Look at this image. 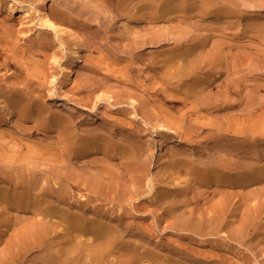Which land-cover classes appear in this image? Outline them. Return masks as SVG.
<instances>
[{
	"label": "rangeland",
	"instance_id": "374dc122",
	"mask_svg": "<svg viewBox=\"0 0 264 264\" xmlns=\"http://www.w3.org/2000/svg\"><path fill=\"white\" fill-rule=\"evenodd\" d=\"M0 1L4 6L0 12L2 164L14 171L18 184L22 172H50L60 161L66 173L93 178L100 186L83 184L77 189L85 205L83 223L92 234H77L74 226L57 215L48 217V239L30 249L21 247L16 264H39L38 260L40 264H76L79 255L81 264H264V0H15L32 8L27 14L7 12L8 0ZM42 8L83 36L80 46L85 54L68 90L62 87L59 74L64 59L71 55V39L43 24L38 12ZM197 24L205 28L195 31ZM164 36L169 38L165 41ZM157 37L164 42H157ZM177 42H183L182 46ZM182 48L188 59L170 57ZM196 53H207L208 60L201 68L190 70L188 64ZM12 86L24 94L21 103L9 101ZM64 102L78 112H72L75 115L68 125L57 128L46 115L64 113ZM27 104L33 105L30 111L23 109ZM36 104L46 105L47 114L39 115ZM64 132L72 138L68 148L59 142ZM134 134L137 140H130L134 157L129 158L115 144ZM87 141L92 153L68 155L74 146L87 145ZM236 146L241 149L235 150ZM91 170H95V178ZM46 174L50 181L55 179L56 175ZM176 177L184 179L185 188L176 184ZM13 185L5 190L16 193L1 204L6 226L0 241L2 257L13 250V241L27 223L45 219L28 209L37 207L38 200ZM118 187L128 190L130 198L120 200ZM101 188L108 191L103 193ZM156 193L160 201L152 200ZM105 218L114 226L122 224L124 228L116 226L119 237L134 244L118 252L110 247L111 258L107 255L106 259L97 258L104 243L100 228L108 221ZM184 222H188L186 226ZM72 235L79 237L78 243ZM124 255L127 263L117 259Z\"/></svg>",
	"mask_w": 264,
	"mask_h": 264
},
{
	"label": "bare ground",
	"instance_id": "6f19581e",
	"mask_svg": "<svg viewBox=\"0 0 264 264\" xmlns=\"http://www.w3.org/2000/svg\"><path fill=\"white\" fill-rule=\"evenodd\" d=\"M174 1V0H173ZM179 1V0H178ZM169 3H171V4H174V3H172V2H170L169 1ZM169 3H167V4H169ZM179 4V3H178ZM185 4V3H184ZM186 5V4H185ZM29 5H25V4H22V3H17V2H15V0H8V6L6 7V10H7V12H10V13H12V14H14V13H16V12H20V11H24L26 14H27V12H30V10L32 9V8H30V7H28ZM176 6V5H175ZM181 6V5H180ZM191 7V6H190ZM189 7V8H190ZM179 8V7H178ZM183 8V7H182ZM187 8V7H186ZM188 9V8H187ZM4 10V6H3V4L1 3V1H0V12L1 11H3ZM159 11V10H158ZM157 11V12H158ZM38 12H39V14H40V18H41V20L43 21V24H45L47 27H49L50 29H52V30H54L56 33H58V34H66V35H68L69 37H70V39H71V55H69V56H66V58L64 59V61H63V63H62V65H61V73L59 74V79L61 80V84H62V87L64 88V89H67L68 90V88H70L71 86H72V84H73V82H74V80H75V74H76V70H77V68L79 67V65H80V62L82 61V59H83V57H84V54H85V52H84V50H83V48L80 46V43L83 41V36H82V34H79L72 26H70V25H67L66 23H64V22H62V21H60L55 15H53L52 13H50V11L47 9V8H42V9H39L38 10ZM164 12V11H163ZM163 12H162V14H163ZM144 13V12H143ZM148 14V13H147ZM161 14V13H160ZM189 14V13H188ZM157 15H158V13H157ZM164 15V14H163ZM162 15V16H163ZM190 15H192V13L190 14ZM143 16H145V15H143ZM149 16V15H148ZM158 16H160V15H158ZM135 17V16H134ZM183 17V16H182ZM187 17V16H186ZM133 18V17H132ZM135 18H138V17H135ZM134 18V20H136ZM142 18V17H141ZM144 18V17H143ZM149 18V17H148ZM155 18V17H154ZM157 18V17H156ZM163 18V17H162ZM160 19H161V17H160ZM159 20V19H158ZM163 20V19H162ZM150 21V20H149ZM148 21V22H149ZM154 21H155V23H156V21L157 20H155L154 19ZM151 23V22H150ZM159 23V22H158ZM158 23H157V25H158ZM154 24V23H153ZM202 25V24H201ZM264 25V24H263ZM195 26V25H194ZM196 26H200V24L198 25H196ZM196 26H195V28H196ZM203 26V28H205L204 26L205 25H202ZM201 26V27H202ZM193 27V26H192ZM201 27H199V29H197V30H195V31H198V30H200V28ZM207 27V26H206ZM209 27V26H208ZM207 27V28H208ZM212 27H213V25H212ZM215 27V26H214ZM194 27H193V29H195ZM202 28V29H203ZM209 29H210V27H209ZM217 29V28H216ZM211 30V29H210ZM215 30V29H214ZM157 31V30H156ZM195 33H197V32H195ZM158 34V33H157ZM154 34H152V36H153ZM194 35H196V34H194ZM198 35V34H197ZM158 37H159V35H158ZM158 37H157V42H159V41H161V40H163V39H165V36H164V38L162 39V38H159L158 39ZM161 37H163V36H161ZM169 37H170V35H169ZM168 37V38H169ZM171 37H173V36H171ZM170 37V38H171ZM192 37V36H191ZM197 37V36H196ZM195 37V38H196ZM167 37H166V39H168ZM148 39V38H147ZM152 39V38H151ZM154 39V38H153ZM166 39H165V41H166ZM176 39H178V38H176ZM147 41V44H148V40H146ZM156 40H150V43H152V42H155ZM169 41H172L171 39L169 40ZM168 41V42H169ZM178 41H180V40H178ZM157 42H155V43H157ZM163 42H164V40H163ZM173 42H175V39H174V41ZM154 43V44H155ZM161 43V42H160ZM160 43H158V44H160ZM176 43V42H175ZM177 43H179V42H177ZM183 43V42H182ZM182 43L180 42L179 43V47H181L182 46ZM144 44H146V43H144ZM151 45V44H150ZM164 46V44H161V45H159V46ZM166 45V44H165ZM177 45V44H176ZM143 46H145V45H143ZM148 46H149V44H148ZM141 47H142V45H141ZM179 47H177V48H179ZM185 48V47H184ZM198 48V47H197ZM186 49V48H185ZM194 49V48H193ZM199 49H200V47H199ZM195 50H196V48H195ZM179 51V50H178ZM178 51H173L172 53H171V56L170 57H173V59L174 58H180V59H182V58H187L186 56L188 55L187 54V52L186 51H184L183 50V48L182 49H180V51L178 52ZM187 51H189V50H187ZM199 50H197V52H198ZM202 51H205L204 49H202ZM201 51V52H202ZM191 53V52H190ZM209 53H213V52H209ZM208 53V54H209ZM218 53V52H217ZM169 55H170V53H168ZM197 54V56H194V58H193V60L191 61L190 59L191 58H189V60H190V63L188 64L189 66H188V68L190 69V70H192V69H195V68H197V67H199L200 66V68H201V66H203L204 64L203 63H205V61H207L208 59V55H207V53H205V55H198V53H196ZM203 54H204V52H203ZM207 55V56H206ZM219 55V53L217 54V56ZM191 56V55H190ZM190 56H188V57H190ZM211 56H213V55H211ZM215 56V55H214ZM219 57V56H218ZM214 58V57H213ZM212 58V59H213ZM188 59V58H187ZM209 59H210V57H209ZM218 59V58H217ZM179 60V59H178ZM188 60V61H189ZM181 61V60H180ZM210 62H211V60H209ZM213 61V60H212ZM216 61V60H215ZM214 61V62H215ZM186 62V61H185ZM8 63H10L9 61H8ZM184 63V62H183ZM188 63V62H187ZM209 63V62H208ZM216 64V63H215ZM187 66V65H186ZM207 66H208V64H207ZM215 67L216 66H218V64H216V65H214ZM211 67H213L212 66V63H211ZM181 68V67H180ZM214 68V67H213ZM185 69V68H184ZM211 69V68H210ZM197 71V70H196ZM195 70L193 71V72H196ZM27 72V71H26ZM192 73V72H191ZM3 79V78H2ZM59 80V81H60ZM0 88H1V86H0ZM9 88V87H8ZM16 88H14L13 86H12V88L10 89V93L11 94H9V101L11 100V101H13V102H15V104H18V103H21V101L23 100V98H24V94H23V96H21V94H20V92L19 91H16L15 90ZM21 90V89H20ZM5 91H6V89H5ZM8 91H9V89H8ZM158 91V90H157ZM1 93H3V91H0V94ZM21 93H22V91H21ZM197 93H199V92H197ZM200 94V93H199ZM201 95V94H200ZM4 96V95H3ZM134 101H136L135 99H134ZM133 101V102H134ZM6 103H7V101H6ZM38 103H40V102H38ZM13 104V103H12ZM11 104V105H12ZM34 104V103H33ZM59 104H60V102H59ZM61 104H63L64 105V109H66V110H64L65 112L64 113H54V112H48L47 111V106L46 105H43V104H36L37 105V107H35L36 109V112L38 113L39 112V115H46L47 114V112H48V114L46 115V120L47 119H49V121H51V123H49L50 125L51 124H54L55 125V127H57L56 125H58V126H66V125H68V123L69 122H71L70 120H71V117L72 116H74V115H72V112L73 113H75V110H77L76 109V107L75 106H73V105H70L69 103H61ZM6 105V104H5ZM6 106H9L8 104L6 105ZM17 106V105H16ZM28 106V107H27ZM27 106H24V110H27V111H30V109L33 107V105L31 106V105H28L27 104ZM35 106V105H34ZM61 106V105H60ZM15 108V107H14ZM114 108H116L115 106H114ZM8 109V108H7ZM6 109V110H7ZM14 110V109H13ZM68 110H69V112H68ZM11 111V110H10ZM9 111V112H10ZM71 111V112H70ZM7 113H8V110L6 111ZM16 112V111H15ZM32 112V111H31ZM78 112V110L76 111V113ZM12 113V112H11ZM14 113V112H13ZM12 113V114H13ZM21 113H22V111H21ZM33 113V112H32ZM10 114V113H9ZM8 114V115H9ZM25 114V113H24ZM27 114V113H26ZM31 114V113H30ZM28 115L29 117H31V115ZM11 115V114H10ZM32 115H34V114H32ZM78 115V114H77ZM45 117V116H44ZM76 117V116H75ZM75 117H74V119H75ZM0 118H1V114H0ZM38 120V119H37ZM41 120V119H40ZM76 120V119H75ZM93 120V119H92ZM94 120H95V118H94ZM93 120V122H95ZM44 121V120H43ZM74 121V120H73ZM80 121V120H79ZM98 121V120H97ZM40 123H38V125L40 124L41 125V123H42V120L41 121H39ZM76 122V121H75ZM86 122H91V121H86ZM86 122H85V124H86ZM108 122V121H107ZM97 123V122H96ZM73 124V123H72ZM75 124V123H74ZM80 124V123H79ZM79 124H77V125H79ZM84 123L83 124H81V125H85ZM93 124V123H92ZM106 124V123H105ZM89 125H91V124H89ZM99 125V124H98ZM35 126V125H34ZM97 126V125H96ZM3 127V126H2ZM1 127V121H0V130L3 132V128ZM52 127H53V125H52ZM54 127V128H55ZM91 127H93V126H91ZM103 127V126H102ZM124 127V126H123ZM122 127V128H123ZM38 128H40V126L38 127ZM45 128V127H44ZM57 128H59V127H57ZM78 128V127H77ZM77 128H75V129H77ZM88 128V127H87ZM96 128V127H95ZM98 128V127H97ZM100 128V127H99ZM118 128V127H117ZM41 129V128H40ZM46 129V128H45ZM45 129H44V131H45ZM50 129V128H49ZM53 129V128H52ZM65 129V128H64ZM72 129V128H71ZM119 129V128H118ZM128 129V128H127ZM126 129V130H127ZM56 130V129H55ZM90 130H92V128L90 129ZM125 130V129H124ZM49 131V130H48ZM51 131V130H50ZM93 131V130H92ZM123 131V130H122ZM47 132V131H46ZM54 132V131H53ZM71 132V131H70ZM124 132V131H123ZM55 133H56V131H55ZM67 133V132H66ZM58 134V133H57ZM62 134V133H61ZM64 134H65V132H64ZM71 134H73V132L71 133ZM74 134H76V132L74 133ZM130 134H133L132 132H130ZM129 134V135H130ZM4 135V134H3ZM60 135V134H59ZM125 136L127 135V134H124ZM128 135V136H129ZM1 136H2V134H1ZM5 136V135H4ZM71 136V135H70ZM105 136V135H104ZM75 137V136H74ZM77 137V136H76ZM94 137V136H93ZM98 137V136H97ZM70 137H69V134H65V135H62V137L60 138V140H59V142L61 141V144L62 145H65L64 147H66V148H68V142H71L70 140L72 139H69ZM103 138V137H102ZM128 138V137H127ZM123 139V142L121 143H116L115 145V148H119L120 150H121V152L122 153H124L126 156H128L129 158H133L134 156H133V154H134V152H132V150H131V148H132V146H131V143H130V140L133 142L134 140H137V139H135V134H134V136L133 137H129L130 139L128 140V139ZM3 139V138H2ZM78 139V138H77ZM76 139V140H77ZM94 139V138H93ZM107 140V139H106ZM76 142V141H75ZM78 142V141H77ZM88 142V141H87ZM91 142H93L94 143V141H91ZM136 142H138L139 143V141H136ZM2 143V142H1ZM0 143V144H1ZM72 143V142H71ZM70 143V144H71ZM89 143L90 142H88V144L86 145H81L80 146V144H79V146L78 145H76V146H74L73 147V150H71L70 151V153L68 154L67 152V154L68 155H70V157H73L74 155L73 154H77V153H81V152H87V153H92L93 152V149H91V148H89L88 147V145H89ZM4 144V143H3ZM60 144V145H61ZM69 144V145H70ZM75 144V143H74ZM74 144H72V145H74ZM91 144V143H90ZM3 146V145H2ZM106 146V145H105ZM4 147V146H3ZM95 147V146H94ZM93 147V148H94ZM103 147V146H102ZM136 147V146H135ZM65 148V149H66ZM101 148V147H100ZM244 148V147H243ZM243 148H242V150H243ZM0 149H2V148H0ZM105 149V148H104ZM235 150H239V149H241V147L240 148H238L237 146H236V148H234ZM247 149V148H246ZM249 149V148H248ZM108 150H110V149H108ZM112 150H115L114 148L112 149ZM134 150V149H133ZM64 151V150H63ZM69 151V150H68ZM107 152V151H106ZM118 153H119V151H117ZM136 152V151H135ZM243 152V151H242ZM103 153H105V152H103ZM110 153V152H109ZM113 153H116V152H112V154ZM61 155V154H60ZM73 155V156H72ZM86 155V154H85ZM95 155V154H94ZM97 155V154H96ZM95 155V156H96ZM104 155V154H103ZM108 155V154H107ZM1 156V155H0ZM83 156V155H82ZM81 156V157H82ZM91 156V155H90ZM90 156H88V157H90ZM117 156V155H116ZM133 156V157H132ZM56 157V156H55ZM65 157H66V155H65ZM70 157H68V158H70ZM80 157V156H79ZM80 157V158H81ZM86 157V156H85ZM87 157V158H88ZM91 157H93V156H91ZM60 158V157H59ZM97 158H99V157H97ZM97 158H94L95 159V162H96V159ZM139 158V157H138ZM47 159V158H46ZM90 159V161H91V158H89ZM93 159V160H94ZM120 159H122V158H120ZM58 160V159H57ZM63 160V159H62ZM70 160V159H69ZM85 160H88V159H85ZM123 160V159H122ZM127 160V159H126ZM125 160V161H126ZM130 160V159H129ZM137 160V159H136ZM135 159H134V162L136 161ZM2 159H1V157H0V241H1V239H2V236H3V233H4V230H6L5 229V225H4V223L2 222V220H3V218H2V214H3V212H2V209H1V204H2V202H4L6 199L7 200H10V197H11V195H13V194H15L16 192L13 190V192L12 191H10V193H7V191L8 190H5L6 188L7 189H9L10 188V186H12L13 185V183H15V178L17 177V176H14V171L11 169V170H8L7 169V167L9 166V165H4V164H2ZM23 161V160H22ZM22 161H21V163H22ZM89 161V160H88ZM99 161V160H98ZM97 161V162H98ZM124 161V160H123ZM141 161V160H140ZM140 161H138L139 162V164H143L142 162L140 163ZM13 162V161H12ZM52 162H54V161H52ZM55 162H57L56 160H55ZM93 162V161H92ZM91 162V163H92ZM100 162V161H99ZM129 162V161H128ZM24 163V162H23ZM57 163H59V164H57ZM57 163H55V164H57L58 165V167H56L57 169H49V171L50 172H45V173H42V172H39V173H36V172H29V173H25V172H22L21 173V183L20 184H18V183H15V184H17V185H19V186H14L13 188H15V190L16 189H19L20 190V192L21 193H23L24 195H26V196H29V197H31V196H33L34 198H36V200H38V202H39V204L37 205V207H28V209H32L34 212H35V216H40V215H43V217L42 218H40V219H44V220H40V221H37V222H29V223H27L25 226H24V228L23 229H21V232H20V234L18 233V237L13 241V247H12V251H8V252H6L5 254H4V256L2 257V255H0V264H16V260H15V258H16V256H18V259H20L19 258V256L21 257V255H19L18 254V251L21 249V247H29V249H30V247H33V246H35V245H39V243H41L42 242V240L46 237V235L48 234V231L50 230V228H49V223H48V221H45L46 220V218H50V217H53V216H58V217H60L61 218V220H63L65 223H67V225L69 224V225H71V226H74V227H72V229H73V231H76L77 232V234L78 233H81V235H86L87 233H85L86 231H87V229L86 228H88V226L87 225H85L84 223H83V220H85V218H84V215H83V210H81L85 205L83 204L84 202V200H82V199H80L81 197L80 196H78V191H77V189L79 188L80 189V186L81 185H83V184H85V185H92V186H95L96 188H99L98 186H97V183L95 184L92 180H94L93 178H91V179H89V178H84V175L83 176H81L80 174L78 175L77 174V172H76V174L75 173H66L65 171L66 170H63L60 166H62L61 164L62 163H60V161H58ZM52 164V163H51ZM54 164V163H53ZM126 164V163H125ZM132 164V163H131ZM25 165V164H24ZM91 165H93V163L91 164ZM137 165V164H136ZM222 165V164H221ZM97 166V165H96ZM95 166V167H96ZM94 167V168H95ZM9 168H11V166L9 167ZM35 168V167H34ZM49 168V167H48ZM51 168V167H50ZM54 168V167H53ZM107 168V167H106ZM109 168V167H108ZM124 168H126V167H124ZM133 168V167H132ZM136 169V168H135ZM134 169V170H135ZM141 169V167H139V170ZM96 170V169H95ZM95 170H93V171H95ZM105 170V169H104ZM104 170H102L104 173H105V171ZM132 169L129 167V171H131ZM139 170H136V171H139ZM69 171V170H68ZM67 171V172H68ZM80 171H82V170H79L78 172H80ZM93 171L91 170V172H90V174L92 175L93 174ZM100 172L101 174L103 173V172ZM108 171H110L109 169H108ZM141 171V170H140ZM72 172V171H71ZM84 172V171H83ZM110 172H112V171H110ZM109 172V173H110ZM46 173H48V174H53V175H56L55 176V179H52V181H50V176L48 177V175L46 174ZM84 173H86L87 174V172H84ZM96 173H97V171H96ZM99 173V172H98ZM97 173V174H98ZM106 173H107V171H106ZM114 173V172H113ZM83 174V173H82ZM85 174V175H86ZM101 174H100V177H102V176H105V179H106V174H102V176H101ZM108 174V173H107ZM132 174V173H131ZM137 174V173H136ZM88 175V174H87ZM91 175H88V177L89 176H91ZM133 175V174H132ZM92 176H94V178H95V175L93 174ZM91 176V177H92ZM110 176H112V173H110ZM109 175H108V177H110ZM99 177V178H100ZM107 177V178H108ZM113 177V176H112ZM111 177V178H112ZM97 178V177H96ZM98 178V179H99ZM102 178H104V177H102ZM132 178V177H131ZM97 179V180H98ZM101 179V178H100ZM109 179V178H108ZM107 179V180H108ZM113 179V178H112ZM139 179V178H138ZM19 180V179H18ZM96 180V181H97ZM102 180H104V179H102ZM186 180V179H185ZM112 181V180H111ZM110 181V182H111ZM135 181V180H134ZM137 181V180H136ZM175 181H176V184L177 185H179V186H182L183 188H185V186H186V184H185V181H184V179H181L180 177H176L175 178ZM17 182V181H16ZM19 182V181H18ZM110 182H109V184H110ZM114 183V182H113ZM115 183H119V181L117 180V182H115ZM142 183V182H141ZM102 184H103V182H102ZM106 184H108V182L106 183ZM105 185V184H104ZM115 185V184H114ZM123 185V184H122ZM139 185H140V183H139ZM103 186V185H102ZM111 186H112V184H111ZM9 187V188H8ZM82 187V186H81ZM107 187L108 188H110V186H108L107 185ZM114 188H115V186H113ZM112 187V188H113ZM83 188V187H82ZM104 188V187H103ZM107 188V189H108ZM112 188H111V190H112ZM118 188H120V187H118ZM118 188H116L117 189V191H118ZM122 188V187H121ZM120 188V189H121ZM126 188V187H125ZM86 189V188H85ZM100 189V188H99ZM106 189V192L108 191ZM123 189V188H122ZM110 190V189H109ZM94 191H97V190H94ZM101 191H102V188H101ZM116 191V195H117V197L120 199V200H122L123 198H125L126 199V197H128V193H129V191L128 190H124L123 189V191L121 192V193H119V191L117 192ZM121 191V190H120ZM91 192V191H90ZM99 192V191H98ZM103 192V191H102ZM106 192H103V193H106ZM114 192V191H113ZM113 192H109V194H111V193H113ZM103 193H101V196L103 195ZM98 194V193H97ZM115 194V193H114ZM171 194V193H170ZM90 195V194H89ZM88 195V196H89ZM172 195H173V193H172ZM175 195V194H174ZM84 196H86V195H84ZM92 196V195H91ZM99 196V195H98ZM97 196V197H98ZM95 197V196H94ZM159 194H155V195H152V200H158L159 199ZM83 198V197H82ZM93 198V197H92ZM114 198V197H113ZM116 198V197H115ZM128 198H130V197H128ZM128 198H127V200H128ZM163 198V197H162ZM88 199V198H87ZM90 199V198H89ZM95 199V198H94ZM99 199V198H98ZM101 199H103L102 197H101ZM91 200V199H90ZM97 200V199H96ZM100 200V199H99ZM106 200V199H105ZM124 200V199H123ZM171 200V199H170ZM169 200V201H170ZM86 201V200H85ZM159 201H160V199H159ZM161 201H164V200H161ZM87 202V201H86ZM170 204H171V202H170ZM176 204V203H175ZM87 205V204H86ZM178 205V204H177ZM3 206V205H2ZM91 206V205H90ZM90 206H88L89 208H90ZM173 206V205H172ZM101 207V206H100ZM99 207V208H100ZM180 207V206H179ZM94 207H92V209H93ZM98 208V209H99ZM177 208V207H176ZM87 209V208H86ZM91 209V208H90ZM84 210H85V208H84ZM88 210V209H87ZM102 210H105V209H102ZM86 211V210H85ZM84 211V212H85ZM91 211V210H90ZM110 211V210H109ZM109 211H106V212H109ZM171 211V210H170ZM177 211H179V210H177ZM93 212H94V210H93ZM103 212V211H102ZM114 212V211H113ZM174 212V211H173ZM176 212V211H175ZM88 213V212H87ZM99 213L100 214H102L101 213V211H99ZM99 213H97L96 215L97 216H99L100 214ZM104 213V212H103ZM171 213H172V211H171ZM178 213V212H177ZM99 214V215H98ZM106 214V213H105ZM111 214H112V212H111ZM103 215V214H102ZM114 215H116V213L114 214ZM219 215V214H218ZM34 216V217H35ZM87 216V215H86ZM96 216V217H97ZM107 216H109L110 217V215H107ZM112 216V215H111ZM248 216V215H247ZM101 217V216H100ZM99 217V218H100ZM216 217V216H215ZM36 218V217H35ZM39 218V217H38ZM55 218V217H54ZM59 218V219H60ZM102 218V217H101ZM111 218V217H110ZM114 218L115 217H113V221H114ZM118 218V217H117ZM245 218V217H244ZM105 219H107V218H105ZM109 219V218H108ZM107 219V220H108ZM37 220V219H36ZM102 220V219H101ZM111 220H112V218H111ZM118 220V219H117ZM121 220V219H120ZM123 220V219H122ZM122 220L120 221V222H122ZM183 220V219H182ZM191 220V219H190ZM204 220V219H203ZM202 220V221H203ZM63 221H61V222H63ZM185 221H187V220H185ZM220 221V220H219ZM247 221V220H246ZM100 222V221H99ZM108 222H111L110 220H108V221H104V224L101 226V228H100V232H102V233H100V236L102 237V235H104L103 237L104 238H101V242L103 243L102 244V246H100V249L99 248H97L96 250H98V254L97 255H99V257H97V258H105L107 255L108 256H110L112 253V251H110V247H115L114 249H119V251L120 250H124L125 248V250H127V248H131V245H134V244H132L131 243V245H129L130 243H126V242H124L122 239H121V237H119L120 236V234H119V231L117 230V227L116 226H120V225H122V224H120L119 222H118V224H120V225H116V226H114V225H112V224H110V223H108ZM180 222V221H179ZM204 222V221H203ZM203 222H199V223H201V226H202V223ZM205 222H208V221H206V219H205ZM250 222V221H249ZM101 223V222H100ZM124 223V222H123ZM187 223L188 222H184V223H182L183 225H187ZM211 223H213V222H211ZM215 223V222H214ZM220 223H221V221H220ZM99 224V223H98ZM180 224V223H179ZM204 224V223H203ZM53 225V224H52ZM181 225V224H180ZM183 225H181V226H183ZM196 225V224H195ZM199 225V224H198ZM207 224H205V226H206ZM209 225V224H208ZM98 226V225H97ZM124 226V225H123ZM130 226V225H129ZM177 226V225H176ZM189 226V225H188ZM194 226V225H193ZM213 226V225H212ZM220 226H221V224H220ZM220 226H219V228H220ZM8 227V226H7ZM120 227H122V226H120ZM190 227H191V224H190ZM202 227H204V225L202 226ZM122 228H124V227H122ZM126 228V227H125ZM129 228V227H128ZM136 228H138V227H136ZM185 228V227H184ZM196 228V227H195ZM200 228V226L198 227V229ZM207 228H208V226H207ZM131 229V228H130ZM134 229V228H133ZM132 229V230H133ZM139 229V228H138ZM141 229V228H140ZM180 229V228H179ZM197 229V228H196ZM197 229V230H198ZM202 229H204V228H202ZM210 229V228H209ZM218 229V228H217ZM94 230H97V228L96 229H94ZM124 230V229H123ZM181 230V229H180ZM20 231V230H19ZM128 231V230H127ZM199 231V230H198ZM87 232H89V231H87ZM93 232V231H92ZM95 232V231H94ZM122 232V231H121ZM130 232H132V231H130ZM133 232H134V230H133ZM144 232V231H143ZM90 233V232H89ZM123 233V232H122ZM127 233V232H126ZM135 233V232H134ZM50 234V233H49ZM48 234V235H49ZM61 234V233H60ZM90 234H92V233H90ZM96 234V233H95ZM102 234V235H101ZM74 235H75V233H74ZM80 235V234H79ZM99 235V234H98ZM123 235V234H122ZM138 235H143V233L142 234H140V232H139V234ZM145 235V234H144ZM144 235H143V237H144ZM55 236V235H54ZM63 236V235H62ZM94 236V238H95V236L96 235H93ZM124 236V235H123ZM48 237H51V236H48ZM57 237V236H56ZM64 237V236H63ZM142 237V236H141ZM47 238V237H46ZM52 239H54L53 237H51ZM60 238V237H59ZM65 238H70L71 239V237L70 236H66L65 235ZM65 238H63V239H65ZM72 238H74V240L76 239V243H78L79 242V237L76 235L75 237L72 235ZM124 239H125V236L123 237ZM48 239V238H47ZM46 239V240H47ZM50 239V238H49ZM54 240H56L57 241V239H54ZM60 240V239H59ZM67 240H69V239H67ZM66 240V241H67ZM96 240H98V239H96ZM44 241V240H43ZM60 242H62V240L60 241ZM59 242V243H60ZM64 242V241H63ZM63 242H62V244H63ZM68 242V241H67ZM73 242V241H72ZM43 243V242H42ZM46 243V242H45ZM48 243V242H47ZM46 243V244H47ZM49 243H50V241H49ZM94 243V242H93ZM1 244V243H0ZM52 244V243H51ZM80 244V243H79ZM87 244V243H86ZM90 243H88V245H89ZM10 245V244H9ZM12 245V244H11ZM69 246H70V244H68ZM72 245V244H71ZM87 245V246H88ZM96 245V244H95ZM94 245V246H95ZM138 245V244H137ZM41 247H42V245H40ZM58 246H59V244H58ZM67 246V245H66ZM90 246H91V244H90ZM136 246V245H135ZM134 246V247H135ZM37 248H38V246H36ZM46 247V246H45ZM44 247V248H45ZM61 247V246H60ZM63 247V246H62ZM76 248H75V253H76V255L75 256H78L79 254H80V248L76 245L75 246ZM79 249H78V248ZM81 247V246H80ZM85 247H86V245H85ZM93 247V246H92ZM136 247H138L139 249L141 248L140 246H136ZM36 248V249H37ZM43 248V247H42ZM42 248H40V249H42ZM113 248H111V250H113V252H115L114 251V249ZM15 249V250H14ZM26 249V251L28 250L27 248H25ZM33 250H35L34 248H32ZM31 249V250H32ZM49 249V248H48ZM59 249V248H58ZM134 249V248H133ZM38 250V249H37ZM55 250V249H54ZM72 250V249H71ZM82 250V249H81ZM93 250H95V249H93ZM124 250V251H125ZM129 250V249H128ZM131 250V249H130ZM40 251V250H39ZM42 251H45V250H43L42 249ZM87 251H88V249H87ZM86 251V252H87ZM136 251H138V250H136ZM21 252V251H20ZM19 252V253H20ZM23 252V251H22ZM31 252V251H30ZM38 252V251H37ZM50 252V251H49ZM49 252L47 251V253L49 254ZM55 252H56V250H55ZM57 252H58V250H57ZM94 252V251H93ZM96 252V251H95ZM94 252V253H95ZM117 252H118V250H117ZM129 252V251H128ZM146 252V251H145ZM3 253V252H2ZM26 253V252H25ZM29 253V252H28ZM27 253V254H28ZM32 253V252H31ZM66 253H68V252H66ZM66 253H65V255H66ZM72 253V252H71ZM89 253V252H88ZM93 253V254H94ZM120 253V252H119ZM126 253V252H125ZM131 253H133L132 255H134V254H136L137 255V253H134V252H132V250H131ZM131 253H129V254H127V255H130ZM138 253H139V251H138ZM24 254V253H23ZM33 254V253H32ZM42 254H44V253H42ZM48 254H47V256H48ZM52 254V253H51ZM62 254V253H61ZM84 254H85V251H84ZM114 254V253H113ZM121 254V253H120ZM125 254V255H126ZM143 254V253H142ZM147 254V253H146ZM68 255H69V253H68ZM124 255V258H117L118 259V261H123V262H125V263H127L128 262V259H126L125 256ZM141 255V254H140ZM150 255H152V254H150ZM149 255V256H150ZM154 255V254H153ZM26 256V255H25ZM36 256V255H35ZM43 256V255H42ZM84 256V255H83ZM122 256V255H121ZM143 256H145V255H143ZM148 256V255H147ZM155 256V255H154ZM153 256V257H154ZM53 257V256H52ZM51 257V258H52ZM88 257V256H87ZM86 257V258H87ZM93 257V256H92ZM115 257V256H114ZM138 257V256H137ZM27 258V257H26ZM48 258V257H47ZM55 258V257H54ZM80 258V255H79V257H78V259L75 261L76 262V264H81L80 262H81V260L79 259ZM96 258V259H97ZM108 258V257H107ZM110 258H111V256H110ZM128 258V257H127ZM36 259V258H35ZM61 259V258H60ZM70 259H74V258H70ZM82 259V258H81ZM88 259H91V258H88ZM106 259V258H105ZM116 259V260H117ZM131 259L132 260H134V258H132L131 257ZM154 259H157L156 257L154 258ZM153 258H152V260L153 261H155ZM86 260V259H85ZM84 260V261H85ZM110 260V259H109ZM127 260V261H126ZM149 260V259H148ZM159 261H160V258L158 259ZM162 260V259H161ZM164 260V259H163ZM19 261V260H18ZM21 261V260H20ZM39 261V264L41 263L40 262V260H38ZM74 261V260H73ZM72 261V262H73ZM92 261V260H91ZM104 260H102V262H103ZM138 261H139V259H138ZM141 261V260H140ZM152 261V262H153ZM65 262V261H64ZM100 262V261H99ZM111 262V261H110ZM133 262V261H132ZM131 262V263H132ZM136 262V261H135ZM34 263H36V262H34ZM51 263H53L52 261H51ZM57 263V262H56ZM89 263V262H88ZM162 263V262H161ZM43 264H50V263H48V262H45V263H43ZM55 264V263H54ZM58 264H69V263H67V262H65V263H58ZM85 264V263H84ZM96 264V263H95ZM122 264V263H121Z\"/></svg>",
	"mask_w": 264,
	"mask_h": 264
}]
</instances>
